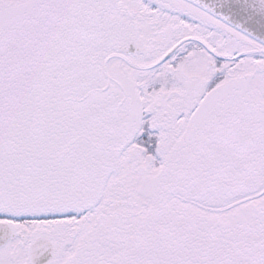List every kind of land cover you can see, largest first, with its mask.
I'll return each instance as SVG.
<instances>
[{"label": "snow or ice", "instance_id": "6c2138e0", "mask_svg": "<svg viewBox=\"0 0 264 264\" xmlns=\"http://www.w3.org/2000/svg\"><path fill=\"white\" fill-rule=\"evenodd\" d=\"M0 264H264V0H0Z\"/></svg>", "mask_w": 264, "mask_h": 264}]
</instances>
